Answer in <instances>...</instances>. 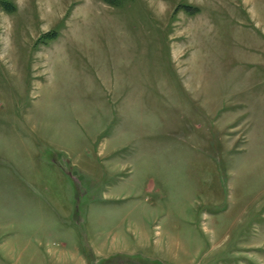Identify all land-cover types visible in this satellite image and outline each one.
Here are the masks:
<instances>
[{
    "label": "rangeland",
    "instance_id": "374dc122",
    "mask_svg": "<svg viewBox=\"0 0 264 264\" xmlns=\"http://www.w3.org/2000/svg\"><path fill=\"white\" fill-rule=\"evenodd\" d=\"M0 264H264V0H0Z\"/></svg>",
    "mask_w": 264,
    "mask_h": 264
}]
</instances>
